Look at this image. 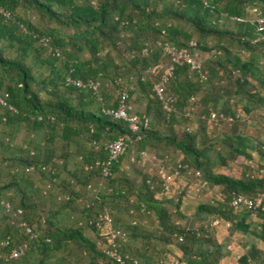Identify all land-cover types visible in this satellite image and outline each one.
<instances>
[{
    "label": "trees",
    "instance_id": "trees-1",
    "mask_svg": "<svg viewBox=\"0 0 264 264\" xmlns=\"http://www.w3.org/2000/svg\"><path fill=\"white\" fill-rule=\"evenodd\" d=\"M261 17L264 0H0V264H219L235 233L238 264H264V197L231 205L264 194ZM165 43L208 54L196 68L174 64L171 112L153 92L172 59ZM124 91L148 119L137 132L107 112ZM212 111L233 121L210 125ZM120 137L126 152L105 176L106 144ZM177 163L181 180L165 192L162 173ZM190 186L201 199L185 211ZM101 215L120 231L122 263L106 253ZM216 219L229 223L223 240Z\"/></svg>",
    "mask_w": 264,
    "mask_h": 264
},
{
    "label": "built area",
    "instance_id": "built-area-1",
    "mask_svg": "<svg viewBox=\"0 0 264 264\" xmlns=\"http://www.w3.org/2000/svg\"><path fill=\"white\" fill-rule=\"evenodd\" d=\"M6 16H9L8 12H5ZM236 20L243 21L244 19L241 17H235ZM258 23L263 24L264 23V17L257 18ZM164 49L165 51L171 56V62L169 64H166L165 66L160 64L156 68L158 70L163 71V74L161 75L160 81L156 82L154 87H153V92L154 95L157 96L160 100H162L163 103V108L165 109L166 112H171L174 110V103L173 99L171 96H168L165 93V81L167 80L168 76L171 75V72L173 70L174 64L175 63H181L183 59H187V61L191 64L193 68H196L199 66V63L194 60L193 58L187 56V54L184 52V50H179L176 49L175 47H172L171 45L165 43L164 44ZM146 51V50H144ZM76 84L79 86L84 85L82 81L78 80L76 81ZM88 86L91 87L94 90L98 89V83L94 82H89ZM128 94L127 92H122L121 98L119 100V105L117 106L116 109H108L107 112L114 115L116 118L123 119L125 120L130 129L133 132L139 131L141 125H147L148 124V119L144 118L142 119L140 116L136 114H131L130 110L132 109V105L128 103ZM194 98H192V101ZM5 103V102H3ZM238 116L240 114L238 113ZM219 119L227 121V122H232L233 121V116H225L223 114H219L215 111H212L209 114L208 117V122L210 125H217L219 123ZM196 127V126H195ZM106 148L109 151V158L101 163V169L103 175L107 176L111 172L110 166L113 164L114 161H116L121 155H123L126 152L127 149V142L125 141L124 137H120L116 140L110 141L106 144ZM141 160L140 162L142 164L146 163L147 160L150 157V155L146 151L141 152ZM134 160V158H132ZM249 164L253 165L254 167V162L249 161ZM256 170L257 176H262L264 174V169H257L256 165L254 167ZM181 169H182V164L177 163L173 167V171L168 173V172H163L162 176L164 178L163 186H164V191L165 192H171L174 184L176 183V180H181ZM188 175H191V172L188 170L186 172ZM201 173L199 170L194 171V177L197 178L198 181L193 182L192 187L195 188V190H198L199 187L204 186L206 183L202 180H200ZM178 186V185H177ZM264 194H259L257 195L253 200L249 199L247 196L242 195V194H233L232 200H231V205L238 210L241 207L245 208H250V207H258L260 206L262 200H263ZM8 206V203L6 204ZM214 224L217 223V220H214ZM226 223L229 225V223L226 221ZM21 225H23L27 232H31V229L27 226L25 222H22ZM95 225L97 228L100 230L101 235L105 237L106 239V253L112 257H114L118 262H124L123 257L118 253L116 249V239L118 235L120 234L119 230H115L112 227V218L108 215H101L97 221H95ZM27 247L26 243H23L19 245L17 248H14L11 253H10V258L16 259L19 256H21L25 249Z\"/></svg>",
    "mask_w": 264,
    "mask_h": 264
},
{
    "label": "crops",
    "instance_id": "crops-1",
    "mask_svg": "<svg viewBox=\"0 0 264 264\" xmlns=\"http://www.w3.org/2000/svg\"><path fill=\"white\" fill-rule=\"evenodd\" d=\"M243 159V158H242ZM241 162V161H239ZM179 189H186L185 182L180 181L177 186ZM184 210L189 211L195 204L201 199L200 196L196 195L194 189L190 186L188 192L184 197ZM217 223H213V227L216 232V236L219 240H223L228 234L229 225L224 220L216 219ZM214 222V221H213ZM233 244L229 247V251L226 253L224 257L220 260L219 264H238V259L241 255L245 253V249L241 242L244 240L243 235L239 233H235L232 236ZM258 247L264 250V243L259 241Z\"/></svg>",
    "mask_w": 264,
    "mask_h": 264
},
{
    "label": "rangeland",
    "instance_id": "rangeland-1",
    "mask_svg": "<svg viewBox=\"0 0 264 264\" xmlns=\"http://www.w3.org/2000/svg\"><path fill=\"white\" fill-rule=\"evenodd\" d=\"M207 56H208V54L207 53H204V52H197L196 54H195V59L197 60V62L198 63H201L203 60H205L206 58H207ZM256 122H258V118L257 117H253L252 118V123L253 124H256ZM222 129H224V127L222 128ZM228 128L225 126V131L227 130ZM239 160H242V159H239ZM242 166V165H241ZM238 169V168H237ZM205 197H207V196H205ZM204 197V198H205Z\"/></svg>",
    "mask_w": 264,
    "mask_h": 264
}]
</instances>
